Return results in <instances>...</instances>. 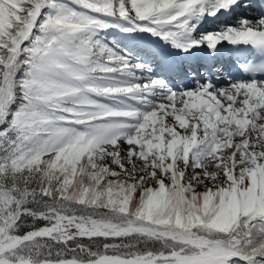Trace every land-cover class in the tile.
Here are the masks:
<instances>
[{"label":"snow or ice","instance_id":"6c2138e0","mask_svg":"<svg viewBox=\"0 0 264 264\" xmlns=\"http://www.w3.org/2000/svg\"><path fill=\"white\" fill-rule=\"evenodd\" d=\"M0 264H264V0H0Z\"/></svg>","mask_w":264,"mask_h":264}]
</instances>
